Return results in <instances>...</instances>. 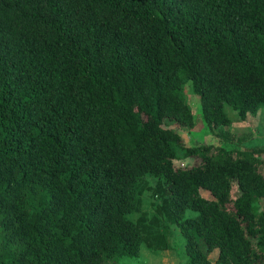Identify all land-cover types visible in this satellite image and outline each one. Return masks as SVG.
Here are the masks:
<instances>
[{
  "label": "trees",
  "instance_id": "1",
  "mask_svg": "<svg viewBox=\"0 0 264 264\" xmlns=\"http://www.w3.org/2000/svg\"><path fill=\"white\" fill-rule=\"evenodd\" d=\"M187 83L225 138L264 106V0H0V264H117L174 228L185 264H264L260 160L185 146Z\"/></svg>",
  "mask_w": 264,
  "mask_h": 264
},
{
  "label": "rangeland",
  "instance_id": "2",
  "mask_svg": "<svg viewBox=\"0 0 264 264\" xmlns=\"http://www.w3.org/2000/svg\"><path fill=\"white\" fill-rule=\"evenodd\" d=\"M184 94L192 106L194 125L188 129H176L173 124H169V127H174L185 146L205 143L252 151L260 160L259 169L264 175V106L256 114L248 115L245 120H234L228 129V137L225 138L220 134L217 135L214 131L208 130L199 111V97L194 95L188 83L184 86ZM172 162L174 167H188L192 162H197V159L193 156L183 157V150L178 149L176 158ZM201 192L206 198H211L208 191L202 189ZM260 205L263 206V202ZM169 236L171 248L150 250L143 245L136 257L121 258L117 264H185L186 256L182 250L183 237L180 236L176 228L171 231ZM207 258L214 262L216 249L208 253Z\"/></svg>",
  "mask_w": 264,
  "mask_h": 264
}]
</instances>
